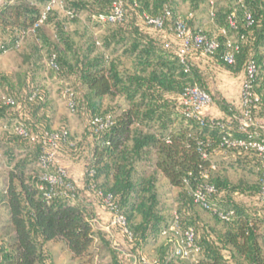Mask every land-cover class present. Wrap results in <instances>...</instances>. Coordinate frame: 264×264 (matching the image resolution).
Returning a JSON list of instances; mask_svg holds the SVG:
<instances>
[{
	"label": "trees",
	"instance_id": "1",
	"mask_svg": "<svg viewBox=\"0 0 264 264\" xmlns=\"http://www.w3.org/2000/svg\"><path fill=\"white\" fill-rule=\"evenodd\" d=\"M38 1L39 4L33 0H7L0 5V31L11 37L8 41L0 40V54L3 50L19 49L22 40L31 37L35 47L27 55V61L40 59V51L44 49L48 60L54 56L57 69L48 66L58 80H71L85 87L81 96L78 91L64 87L73 93L72 112L83 111L87 115L82 137L89 147L84 185L101 204L95 190L112 196L126 219L130 238L117 226H110L114 237L96 228L94 210L84 195L80 198L71 177L74 197L63 187L52 188L40 179L44 172L38 165L41 144L10 132L11 120L22 123L35 135L57 132L59 163L61 152L74 151L77 143L70 140L67 129L52 128L51 99L45 86L34 84L28 71L27 74L0 73V119L16 117L4 122L5 128L0 131V158L5 161L0 188V205L4 208L0 264H55L46 247L48 241H62L71 259L99 255L108 249L112 254L111 264H122L112 250L117 234L141 258L142 245L173 221L172 215L170 223L165 224L158 210L155 190L159 176L178 189L180 210L175 213L178 229L180 232L194 229L199 252L196 261L185 262L172 256V246L166 239L158 247L156 262L230 264L231 256H239L245 264H264V215L259 211L264 204L258 200L264 169L254 149L243 150L226 143L252 138L264 144V0H243L242 4L235 0V7L221 11L215 10V2L211 16L216 20L214 32L195 27L193 14L202 0H122L124 18L113 23L96 21L93 16L109 14L114 0H81L64 5V11L72 14V18L65 15L66 19H76L85 12L91 21L106 26L102 42L96 41L103 49L101 54H93L91 49L76 50L66 24L59 19L62 11L58 9L46 12L34 34L22 36V31L29 30L39 20L48 0ZM179 2L188 5L186 15L178 11ZM233 11L235 27H230L228 16ZM247 11L253 18L252 25L246 24ZM163 15L161 28L146 22V17ZM178 19L192 31H200L215 40L217 47L210 53L191 48L182 60L177 53L180 39L173 31ZM49 27L53 30L51 34L47 31ZM163 35H169V40L165 41ZM227 39L234 42L232 47L227 46ZM18 41L19 46L15 47ZM108 50L115 58H108L105 53ZM228 52L233 53L232 63L224 60ZM195 56L199 57L197 62ZM120 58L129 60L134 71L121 73ZM250 62L257 67L247 107L253 124L244 125L247 118L241 101L236 106L231 104L219 90L212 91L211 81L216 71L233 77L242 74L244 79ZM190 87L207 92L223 117L202 112L187 116L182 96ZM63 94L67 99L64 91ZM2 96L12 98L14 104H4ZM104 97H120L124 105L103 107ZM95 117H108L111 124L96 131L90 122ZM220 152L236 154L237 163L252 168L256 180L233 182L216 174L213 156ZM205 184L216 188L206 196V209L193 200L194 191ZM195 206L224 223V230L214 234L201 221ZM229 211L233 212L230 218L221 221L217 212Z\"/></svg>",
	"mask_w": 264,
	"mask_h": 264
},
{
	"label": "rangeland",
	"instance_id": "2",
	"mask_svg": "<svg viewBox=\"0 0 264 264\" xmlns=\"http://www.w3.org/2000/svg\"><path fill=\"white\" fill-rule=\"evenodd\" d=\"M7 0H0V5ZM34 3L39 4L38 0H33ZM77 2L81 0H62L65 6L72 5V2ZM86 1V0H84ZM216 7L215 10L221 11L229 7H235V0H215ZM178 11L182 15L188 13V5L186 3L179 2ZM59 19L63 20L67 26V29L72 36L76 50L81 52H86L91 49L93 54H101L103 49L100 44H96V41L101 43L103 36L106 32V26L95 23L88 18L87 13L81 12L79 17L76 19H66L63 12H59ZM194 23H198L202 26L203 30L207 32L215 31L216 20L211 18L209 15V7L202 0L200 8L195 12ZM50 28V27H49ZM51 30V31H50ZM50 34L52 33V27L47 30ZM8 33L0 31V40L8 41L10 39ZM34 46L33 39L27 37L22 40L20 48L16 50L5 51L0 54V73H23L27 71L32 77V82L34 84H40L47 88L51 104L49 113L52 116L54 123L53 129H67L69 133V138L71 141L77 143V149L74 151H68L66 153L61 152L59 155L61 162L71 165L78 164V170L84 173L85 164L88 161L89 147L87 141L82 137L85 134L87 115L83 111H70L66 106V98L63 94L64 87H70L81 96L85 92V87L81 84H77L71 80H58L57 76L52 73L48 66V54L46 50L40 51V59L30 58L27 61V55L31 52ZM108 58H115V55L111 54V51H105ZM120 72L125 74L127 72H133L134 67L131 62L125 58H120ZM16 85V82L13 81ZM230 77L224 75L222 72H215L214 79L211 81L212 91L218 88L224 87L226 84L230 86ZM18 89V88H17ZM78 95V96H79ZM110 105L119 107L124 105V100L120 97L110 98L104 97L103 107ZM14 115L6 117L5 119H0V124L15 119ZM236 154H231L230 152H220L219 154L213 156V159L217 163L216 174L220 177H227L231 181L236 182L240 179H245L248 182H253L256 180V174L252 171L249 166H244L237 163ZM5 161L0 158V188H1V178L4 174ZM67 170L68 168L65 167ZM70 169V168H69ZM100 181V180H99ZM80 198L84 195V190H87L84 185V180L81 187H78ZM89 191V190H87ZM92 194V193H91ZM155 194L158 200V210L165 220V224L170 223L171 217L174 213L180 210V203L178 199V189L171 187L163 177L159 176ZM2 195L0 194V197ZM94 198V197H93ZM99 201V200H98ZM260 208V207H259ZM195 210L200 217L201 221L207 225L214 234H220L224 230V223L218 221L212 214L206 210L195 206ZM260 213L264 215V206L259 209ZM4 221V208L0 205V225ZM168 234H161V232L156 235L153 239H150L146 244L142 245L140 250V257L146 259L157 258V250L161 244L166 242ZM116 239V240H115ZM113 252L115 256H119L122 260V264H141L140 258L136 255V252L132 249V246L125 240L121 234H117L115 238ZM55 264H111L112 254L108 252V249H103L99 255L93 254L91 257H86L84 259H71L66 247L61 244H56L51 252ZM198 256H192L188 259H182L185 262L191 263L196 261ZM230 264H245L243 259L239 256H231L229 258Z\"/></svg>",
	"mask_w": 264,
	"mask_h": 264
},
{
	"label": "built area",
	"instance_id": "3",
	"mask_svg": "<svg viewBox=\"0 0 264 264\" xmlns=\"http://www.w3.org/2000/svg\"><path fill=\"white\" fill-rule=\"evenodd\" d=\"M209 7V15L213 16V11L215 7V0H204ZM243 0H237L238 4H242ZM50 9L61 10L65 15L72 18V14L68 11H64V4L62 0H48L41 10V16L39 20L27 31H22V36L27 33L34 34L36 28L42 23L46 16V12ZM96 21L102 23H113L120 22L124 18V5L122 0H114L111 6V11L107 15L93 16ZM165 15L158 17H146V22L155 28H161L164 23ZM245 21L247 25H252L253 18L250 12H245ZM228 25L230 27H235V12L233 11L228 16ZM173 31L176 36L180 39V46L178 48V55L183 60L187 52L191 48H201L204 53H210L217 47V42L215 40L209 39L201 33L200 31H192L183 20L178 19L173 26ZM224 34L225 29H220ZM234 42L231 39H227V46L232 47ZM19 46V41L15 44V47ZM237 49V46H234ZM6 50H3L5 52ZM224 60L227 63H232L234 61L233 53L228 52L224 55ZM48 65L52 69H57V64L55 62L54 56H51L48 60ZM257 67L253 62H250L245 70V78L243 79L240 87V101L243 108H245L244 115L247 118L244 125L253 124L252 120L249 118L248 105L250 103V87L251 83L256 75ZM64 92L67 95L66 106L70 111L74 109L73 93L69 88H65ZM3 103L6 105H13L14 101L10 97L2 96ZM182 102L187 107V116H198L201 114L202 110L207 107L211 98L204 90L198 87L188 88L182 96ZM95 130H102L109 127L111 124L110 118H99L95 117L91 121ZM6 123L0 124V131L5 128ZM10 132L20 136L25 139H29L32 142H39L41 144L40 156L38 159V165L44 170L41 174L40 179L45 182L50 187H63L66 192L71 196H75V186L71 180H69V171L59 163L57 159V149L59 135L57 132H44L41 135H35L30 133L27 128L17 120H11ZM228 146L240 148L243 150L254 149L262 163V168L264 169V144L256 141L255 139H237L233 141L226 142ZM204 157L207 156L206 153L203 154ZM50 170V171H49ZM92 189L95 186L91 185ZM216 188L212 184H205L203 188L197 189L193 193V200L196 204L202 208H208L206 202V196L214 193ZM98 198L101 200L103 207L110 213V226L119 227L123 233H125L130 238V233L126 228V219L119 212L117 206L113 203L112 196L110 194H104L102 191H96ZM260 203L264 204V171L261 179V187L258 196ZM218 217L221 221H227L233 214L232 211L229 212H217ZM178 216L173 214V221L164 229H162L161 234H168L167 240L172 246V256L179 257L181 259H188L195 256L199 252V246L195 243V232L193 228L186 229L180 232L178 229ZM141 264H159L154 259H146L144 257L140 258Z\"/></svg>",
	"mask_w": 264,
	"mask_h": 264
},
{
	"label": "crops",
	"instance_id": "4",
	"mask_svg": "<svg viewBox=\"0 0 264 264\" xmlns=\"http://www.w3.org/2000/svg\"><path fill=\"white\" fill-rule=\"evenodd\" d=\"M195 15L196 13L193 14L194 17ZM195 27L203 29L202 26L198 23H195ZM216 29H217V26L215 25V30ZM163 38L165 41H167L169 40L170 36L163 35ZM194 60L197 62L199 60V57L195 56ZM224 75L230 77L231 79L230 86L226 84L224 87L218 88L217 90H219V92L228 102L236 106L240 102V87H241L243 75L241 74L236 77L229 76L225 73ZM202 113L204 115H209L215 118L223 117V112H221L219 108L213 102H211L209 106L205 107ZM61 160L62 159H60V164L68 168L70 177L73 179V181L76 183L78 187H81L83 183V172H80L78 170V164L76 163L75 166L73 165L71 169L72 164H69L67 166V164H65L64 162H61ZM164 180L166 181V179ZM84 193H85L84 197L86 198V201L89 202L90 207L94 210L96 228L103 230L109 233L110 236L114 237L113 232L110 227V213L103 207V205L98 201V199L93 198V195L89 191L84 190ZM56 244L64 245L62 241H58V242L48 241L46 243V247L49 249L50 252H52V249L54 248V246H56Z\"/></svg>",
	"mask_w": 264,
	"mask_h": 264
}]
</instances>
